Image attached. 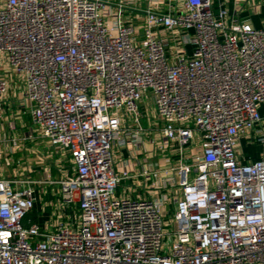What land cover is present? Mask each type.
Returning a JSON list of instances; mask_svg holds the SVG:
<instances>
[{"label": "built area", "instance_id": "obj_1", "mask_svg": "<svg viewBox=\"0 0 264 264\" xmlns=\"http://www.w3.org/2000/svg\"><path fill=\"white\" fill-rule=\"evenodd\" d=\"M225 17L214 0H0V116L13 82L69 163L0 177V264H264V158L237 159L261 122L264 19ZM45 184L48 219L23 224Z\"/></svg>", "mask_w": 264, "mask_h": 264}, {"label": "crops", "instance_id": "obj_2", "mask_svg": "<svg viewBox=\"0 0 264 264\" xmlns=\"http://www.w3.org/2000/svg\"><path fill=\"white\" fill-rule=\"evenodd\" d=\"M214 7L226 11V21L233 19L249 20L254 26L261 25L264 19V0H214ZM150 109L152 100H145L143 107ZM147 109V110H148ZM261 122L254 128L239 136L237 159L241 163H250L264 158V102L259 108ZM27 105L24 103L22 90L15 89L10 82L6 94L3 96L2 113L0 116V177L17 175L42 177L48 172L52 177H59L61 164L68 167V158L57 149L50 147L40 138L34 129ZM146 148L151 144L145 143ZM126 153H122L125 157ZM52 186L45 184L38 190L36 207L37 218L34 221L44 222L51 212L49 192ZM49 229V227L47 228Z\"/></svg>", "mask_w": 264, "mask_h": 264}, {"label": "rangeland", "instance_id": "obj_3", "mask_svg": "<svg viewBox=\"0 0 264 264\" xmlns=\"http://www.w3.org/2000/svg\"><path fill=\"white\" fill-rule=\"evenodd\" d=\"M147 107V106H146ZM148 109V108H147ZM152 107L148 110H145L146 113L148 114H144L142 115L140 118H141V123L143 124L144 127H147L149 124H153V122H155V118L154 116L152 115ZM37 212L35 211L34 212V216L37 218L36 216ZM34 216L31 215V213H28L23 219H22V223L23 224H27V220L30 219L32 221H34L33 219Z\"/></svg>", "mask_w": 264, "mask_h": 264}, {"label": "trees", "instance_id": "obj_4", "mask_svg": "<svg viewBox=\"0 0 264 264\" xmlns=\"http://www.w3.org/2000/svg\"><path fill=\"white\" fill-rule=\"evenodd\" d=\"M31 215L34 216L33 212H31Z\"/></svg>", "mask_w": 264, "mask_h": 264}]
</instances>
